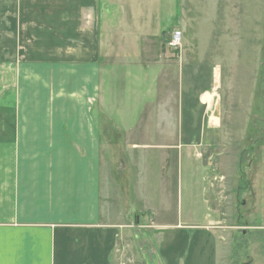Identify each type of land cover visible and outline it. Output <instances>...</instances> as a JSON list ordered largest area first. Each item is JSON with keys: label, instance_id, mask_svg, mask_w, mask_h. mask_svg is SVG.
Segmentation results:
<instances>
[{"label": "crops", "instance_id": "1", "mask_svg": "<svg viewBox=\"0 0 264 264\" xmlns=\"http://www.w3.org/2000/svg\"><path fill=\"white\" fill-rule=\"evenodd\" d=\"M125 6L0 0V264H114L125 226L106 221L105 196L124 202L123 218L154 217L147 185L166 184L160 207L168 208L184 138L199 139L200 124L215 136L216 68L158 51L153 62L150 34L159 30ZM204 69L209 83L199 88ZM186 146L209 153L203 142ZM142 176L145 211L132 208ZM178 227L160 226L166 264H212L207 244Z\"/></svg>", "mask_w": 264, "mask_h": 264}, {"label": "rangeland", "instance_id": "2", "mask_svg": "<svg viewBox=\"0 0 264 264\" xmlns=\"http://www.w3.org/2000/svg\"><path fill=\"white\" fill-rule=\"evenodd\" d=\"M114 1L122 10L128 5L132 18L152 20L156 25L159 31L150 34L153 62L157 51L183 57L184 61L216 68L217 83L216 101L209 114L211 122L217 123L215 136L209 138L211 133L198 123L200 138H184L173 187L168 184V208L160 207L164 204L161 192L166 184L147 185L149 192L155 188V216H141L135 226L133 215L137 212H129L123 218L127 210L124 202L113 203L111 196H105L106 221L125 226L114 264H166L169 251H165L164 259L159 254L165 237L161 224L179 225L178 229L189 232L194 240L200 237L211 250L212 264H264V0ZM175 32L181 34V41L173 50L168 43ZM154 71L155 64L151 83L148 81L153 93V113L154 100L159 97ZM203 71L198 87L209 83L206 70ZM121 84L132 89L126 76ZM120 97L126 100L123 93ZM189 100L195 106V99ZM184 102L186 108L185 95ZM200 110L195 108L196 115ZM213 111L218 118H213ZM195 141L203 142L208 155L203 154L205 149L191 154L186 145ZM196 152L202 154L200 160L195 159ZM145 156L153 157L151 153ZM209 156L211 162L207 161ZM153 171L161 174L159 169ZM145 181L139 180L135 187V210H146L142 202ZM212 188L216 202L210 198ZM117 211L119 215L115 216ZM192 245L191 239L189 246Z\"/></svg>", "mask_w": 264, "mask_h": 264}, {"label": "built area", "instance_id": "3", "mask_svg": "<svg viewBox=\"0 0 264 264\" xmlns=\"http://www.w3.org/2000/svg\"><path fill=\"white\" fill-rule=\"evenodd\" d=\"M181 34L179 32H175L171 38V41L168 43L169 47L176 50L178 46H180Z\"/></svg>", "mask_w": 264, "mask_h": 264}, {"label": "water", "instance_id": "4", "mask_svg": "<svg viewBox=\"0 0 264 264\" xmlns=\"http://www.w3.org/2000/svg\"><path fill=\"white\" fill-rule=\"evenodd\" d=\"M216 116H217V114H216ZM133 220H134V225L135 226H137L138 225V223H139V215L138 214H135L134 216H133Z\"/></svg>", "mask_w": 264, "mask_h": 264}, {"label": "bare ground", "instance_id": "5", "mask_svg": "<svg viewBox=\"0 0 264 264\" xmlns=\"http://www.w3.org/2000/svg\"><path fill=\"white\" fill-rule=\"evenodd\" d=\"M217 84V83H216Z\"/></svg>", "mask_w": 264, "mask_h": 264}]
</instances>
